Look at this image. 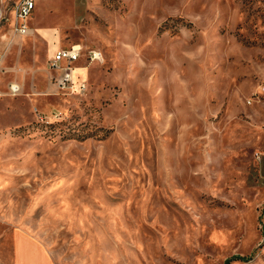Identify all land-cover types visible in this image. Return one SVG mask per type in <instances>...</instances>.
Returning a JSON list of instances; mask_svg holds the SVG:
<instances>
[{
	"label": "rangeland",
	"instance_id": "obj_1",
	"mask_svg": "<svg viewBox=\"0 0 264 264\" xmlns=\"http://www.w3.org/2000/svg\"><path fill=\"white\" fill-rule=\"evenodd\" d=\"M35 4L0 21V264L14 224L56 264H264V0Z\"/></svg>",
	"mask_w": 264,
	"mask_h": 264
},
{
	"label": "built area",
	"instance_id": "obj_2",
	"mask_svg": "<svg viewBox=\"0 0 264 264\" xmlns=\"http://www.w3.org/2000/svg\"><path fill=\"white\" fill-rule=\"evenodd\" d=\"M36 0H16L9 8L8 15L0 16V21L9 20V14L13 13V29L17 34L24 35L28 31L27 19L32 14L35 8ZM80 48L77 45H72L70 48L57 49L50 59V67H57L58 64L64 62L62 70L64 79L71 81V73L73 70L72 63L77 60ZM10 90L13 93L19 91V86L12 84Z\"/></svg>",
	"mask_w": 264,
	"mask_h": 264
},
{
	"label": "crops",
	"instance_id": "obj_3",
	"mask_svg": "<svg viewBox=\"0 0 264 264\" xmlns=\"http://www.w3.org/2000/svg\"><path fill=\"white\" fill-rule=\"evenodd\" d=\"M1 13L0 10V15ZM10 230L12 264H56L47 247L42 241L33 236L26 225L14 224L11 226Z\"/></svg>",
	"mask_w": 264,
	"mask_h": 264
},
{
	"label": "bare ground",
	"instance_id": "obj_4",
	"mask_svg": "<svg viewBox=\"0 0 264 264\" xmlns=\"http://www.w3.org/2000/svg\"><path fill=\"white\" fill-rule=\"evenodd\" d=\"M6 37V34H0V40L2 39V38H5ZM75 69V68H74ZM74 69H73V73H74ZM73 80H74V77H73Z\"/></svg>",
	"mask_w": 264,
	"mask_h": 264
}]
</instances>
